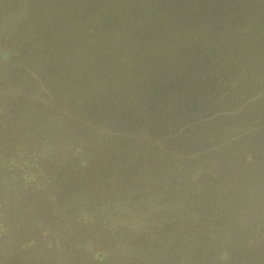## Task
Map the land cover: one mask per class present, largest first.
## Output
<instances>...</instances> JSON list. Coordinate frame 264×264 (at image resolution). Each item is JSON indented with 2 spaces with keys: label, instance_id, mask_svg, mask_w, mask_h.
Returning <instances> with one entry per match:
<instances>
[{
  "label": "trees",
  "instance_id": "1",
  "mask_svg": "<svg viewBox=\"0 0 264 264\" xmlns=\"http://www.w3.org/2000/svg\"><path fill=\"white\" fill-rule=\"evenodd\" d=\"M0 264H264V0H0Z\"/></svg>",
  "mask_w": 264,
  "mask_h": 264
},
{
  "label": "rangeland",
  "instance_id": "2",
  "mask_svg": "<svg viewBox=\"0 0 264 264\" xmlns=\"http://www.w3.org/2000/svg\"><path fill=\"white\" fill-rule=\"evenodd\" d=\"M91 49L95 51V48H90L86 52L84 51L79 54L76 58L70 59L69 61L63 63H59L52 70V72L56 74L59 78H62V76L67 75L69 71L76 66V64L83 61L90 54V52L92 51Z\"/></svg>",
  "mask_w": 264,
  "mask_h": 264
}]
</instances>
